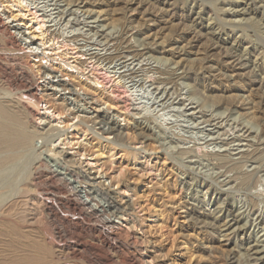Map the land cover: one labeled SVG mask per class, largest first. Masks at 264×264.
Returning a JSON list of instances; mask_svg holds the SVG:
<instances>
[{
  "label": "rangeland",
  "instance_id": "rangeland-1",
  "mask_svg": "<svg viewBox=\"0 0 264 264\" xmlns=\"http://www.w3.org/2000/svg\"><path fill=\"white\" fill-rule=\"evenodd\" d=\"M0 9L25 31L13 30L16 41L0 32V92L23 96L47 123L43 136L53 137L42 139L45 146L39 138L33 157L63 172L54 153L68 152L70 165L97 176L94 188L111 191L124 209L111 208L99 191L91 201L97 212H74L62 202L75 197L69 187L84 183L49 177L43 167L30 175L26 155L0 183L4 195L20 188L0 206V264L30 256L37 260L23 264H264V203L252 209L247 188L216 155L237 158L248 147L250 138L234 145L237 127L259 126L264 136V0H0ZM41 18L44 35L35 23ZM30 34L33 51H26ZM44 65L68 88L47 77ZM31 84L40 86L36 101ZM96 110L116 119L122 135L100 133L87 119ZM261 141L250 148H264ZM255 162L245 167L262 163L264 178V161ZM13 180L24 183L15 190ZM210 200L224 201L227 219L247 223L246 231L200 222Z\"/></svg>",
  "mask_w": 264,
  "mask_h": 264
},
{
  "label": "bare ground",
  "instance_id": "bare-ground-1",
  "mask_svg": "<svg viewBox=\"0 0 264 264\" xmlns=\"http://www.w3.org/2000/svg\"><path fill=\"white\" fill-rule=\"evenodd\" d=\"M9 1V0H8ZM17 1V0H15ZM19 4H20V1H18ZM77 2V1H76ZM79 2V0H78ZM82 2V1H81ZM72 4V3H70ZM77 6V4H75ZM24 7V6H22ZM21 8V7H20ZM72 8V7H71ZM80 8V7H79ZM78 8V9H79ZM87 8V7H86ZM68 10V9H67ZM1 11H3V9H0V32L4 33L7 38L11 41H16V36H15V32L16 33H21L23 34V28L21 27V25L19 24H13L11 22H8V21H5L3 18H2V14H1ZM76 11H77V8H76ZM27 12H29L27 10ZM31 12V11H30ZM45 12V11H44ZM67 12V11H66ZM106 12V11H105ZM32 15L33 13H35V11L31 12ZM4 15V14H3ZM25 15V14H24ZM106 15V14H105ZM103 16V15H102ZM35 17V16H34ZM39 17V15H38ZM105 17V16H104ZM37 18V17H36ZM52 18V17H51ZM38 19V18H37ZM20 23V22H19ZM36 28H38V30H40L41 33H39L40 35H44L45 31L44 30H47L46 26H45V23H44V20L39 19L37 20L36 22ZM111 24V23H110ZM113 24V22H112ZM25 26V25H24ZM108 26V25H107ZM111 26V25H110ZM74 27V26H73ZM109 27V26H108ZM22 28V29H21ZM53 28V27H52ZM15 32H14V31ZM76 30V29H75ZM111 30V29H110ZM73 31V30H72ZM78 31V30H77ZM79 32V31H78ZM30 33H33L30 32ZM70 33V32H69ZM27 34V32H26ZM35 34V33H34ZM47 34V33H46ZM101 34V33H100ZM31 35V34H30ZM38 35V33H37ZM124 35V34H123ZM22 36V35H21ZM27 37L29 39H27ZM45 38V36L42 37L41 39V42H44L43 39ZM48 39V38H47ZM64 39V38H63ZM62 39V40H63ZM49 40V39H48ZM88 40V39H87ZM26 41H27V47H29L28 49H26V51H33L32 47H30L31 45L34 44L35 42V37L34 35L32 34L31 36H26ZM47 41V40H46ZM45 41V42H46ZM44 42V43H45ZM48 42V41H47ZM19 43V42H18ZM17 43V44H18ZM101 43V42H100ZM15 44V43H14ZM106 44V43H105ZM81 46V45H80ZM19 47V45H18ZM26 47V46H25ZM26 47V48H27ZM76 47V46H75ZM100 48V47H99ZM19 49L23 50L22 47H19ZM81 49V48H80ZM76 51V50H75ZM42 52V51H41ZM77 52V51H76ZM30 53V52H29ZM98 53V52H97ZM110 53V52H109ZM76 54V53H75ZM74 54V55H75ZM141 54H143V52H141ZM60 55V54H59ZM79 55V54H78ZM77 55V56H78ZM83 55V54H82ZM108 55V53H107ZM110 55V54H109ZM72 56V55H71ZM80 56V55H79ZM129 56V55H128ZM154 56V55H153ZM126 57V56H125ZM70 58V57H69ZM151 58V57H150ZM64 59V58H63ZM83 59V58H82ZM141 59V58H140ZM78 60V59H77ZM62 61V60H61ZM76 61V60H75ZM67 62V61H66ZM63 63V62H62ZM69 63V62H68ZM71 63V62H70ZM82 63V62H81ZM80 63V64H81ZM132 63V62H130ZM66 64V63H65ZM79 64V65H80ZM85 64V63H84ZM83 64V65H84ZM121 64V63H120ZM82 65V64H81ZM133 65V64H132ZM73 66V64H72ZM76 66V65H75ZM121 66V65H120ZM252 66V65H251ZM45 70H43V72H47L46 74L48 75L47 77H51L54 78L55 80V84H58L59 86L61 85L62 87L64 88H68L67 84L66 83H61L60 81L61 80H58L57 75L54 74V75H51L52 72L49 71L50 69H48L47 67H45V65L43 66ZM74 67V66H73ZM85 67V66H84ZM92 67V66H91ZM117 67V66H116ZM72 68V67H71ZM79 68V67H78ZM108 69V68H107ZM81 70V69H80ZM85 70V68H83V71ZM110 70V69H109ZM118 70V69H117ZM82 71V70H81ZM251 71V70H250ZM116 72V71H115ZM114 72V73H115ZM254 72V71H253ZM44 73V74H45ZM100 73V72H99ZM113 73V76L114 75ZM121 73V72H120ZM45 74V76H46ZM107 74V73H106ZM109 75V74H108ZM29 77V76H28ZM33 77V76H32ZM88 77V76H87ZM62 78V77H61ZM169 78V77H168ZM95 79V78H94ZM115 79V82L119 84V80H120V76H115L114 77ZM176 79V78H175ZM95 81H97L95 79ZM31 82V81H30ZM35 82V81H34ZM114 82V81H113ZM22 83V82H21ZM54 83V82H53ZM51 83V84H53ZM97 85H101L99 84V82H95ZM29 84V83H28ZM36 84H31L30 86V92L32 90L33 91V95L31 98H33V100H38L37 95L34 94V92H37L39 89H40V86H38V84L35 86ZM95 85V84H94ZM151 85V84H150ZM8 86V85H7ZM28 86V85H27ZM51 86V85H50ZM15 87V86H14ZM20 87V86H19ZM8 88V87H7ZM1 89H3L1 87ZM24 89V88H23ZM26 89V87H25ZM6 90V89H5ZM8 90V89H7ZM11 90V89H10ZM9 90V91H10ZM22 90V89H20ZM20 90L18 92H20ZM27 90V89H26ZM74 90V89H73ZM4 91V89H3ZM13 91V90H12ZM12 91L10 92H0V183L4 180L5 182L8 181L10 178H11V175L10 173H12L13 171L19 169L20 165H21V162L24 158V156L28 155L29 157L32 155V157H30V159L28 160H31V161H28V167L26 165V168L24 169V172L25 171H28L29 169V173L30 175L35 173L37 169H39L40 167H43L45 173L47 174V176L49 177H55L57 179H61V178H64L66 179V177L69 175V179H67L66 181L69 180V183H79V184H82L84 183L83 187H80L78 188L77 185H74L72 187H69L71 188V192L73 191V193L75 194V197L76 199H72V198H67L64 202V204L67 205L68 208H70L71 210H73L74 212L75 211H81V208L82 207H89V209L93 210L94 212L99 209L98 207H96V205H94L93 203L91 204V201L94 200V198H96V194L100 191V192H103V194L106 196V200H107V203L110 205L111 208H116V209H123L122 207V203L119 201H117L113 195V193L111 191H109L108 189H102V190H99V189H95L94 186L97 184V176H94L92 175L91 173L88 175L87 173H85L84 171L82 172L78 167L75 168L73 167L72 165H70V163L72 161H74L72 159V157H70L69 153L66 152V151H61L58 155V153H54V155H56L57 157L60 156L63 160V162L66 164L65 168H63V172L60 171V169H56L54 168L53 166H51L47 160L45 159H42L41 156L39 157L38 155H36L35 157H33V154L35 153V151L38 149L37 148V145H36V141L37 140H40L39 138H41V141H40V144L43 143V142H46L44 141L45 139H51L53 137H51L52 133L50 134H46L43 136L44 133L47 132V129L42 126L43 124L42 123H46L45 120L38 117L37 114H38V110H35L34 108H29L28 106H26L25 104L22 103V98L23 96L19 95V94H15V93H11ZM15 91V90H14ZM13 91V92H14ZM17 91V90H16ZM64 92V91H63ZM73 92V91H72ZM11 93V94H10ZM46 96H49V98L51 96H53V94L51 92H48L46 89L44 90L43 92ZM22 94V93H20ZM24 95V93H23ZM28 95V94H27ZM26 97H29L27 96ZM85 97V96H84ZM25 99V98H24ZM28 99V98H26ZM40 99V98H39ZM83 99V98H82ZM88 99V98H87ZM30 100V98L28 99ZM54 100V99H53ZM63 100V99H62ZM61 100V101H62ZM66 100V99H65ZM25 102V101H24ZM33 102V101H32ZM40 102V101H39ZM31 101L27 104H30ZM37 103V102H36ZM35 103V104H36ZM32 104V103H31ZM39 105V104H38ZM214 105V104H213ZM31 106V105H30ZM35 106V105H34ZM147 107V106H146ZM71 108V107H70ZM69 108V109H70ZM44 114V113H43ZM74 116H76L77 114L76 113H72ZM39 115V114H38ZM114 115V114H113ZM40 116V115H39ZM73 116V117H74ZM79 116V115H77ZM156 117V116H155ZM240 117V116H239ZM40 118V119H39ZM81 118V117H80ZM39 119V121H38ZM89 121L92 122L93 125H95V127H97L98 131L100 133H106V134H111L112 137L115 139L119 136L122 135L123 133V130H122V127L118 125L116 119H113V117L106 111H99V110H96L95 114L93 116H90L87 118ZM234 119V118H233ZM237 119V118H236ZM88 120L86 119H80L79 121H81V123L83 122H87ZM247 120V119H245ZM249 120V118H248ZM247 120V121H248ZM235 121V120H234ZM250 121V120H249ZM252 122V121H251ZM50 123V122H49ZM84 123V124H85ZM246 123V121H245ZM250 123V122H248ZM47 124V123H46ZM97 125V126H96ZM232 125V124H231ZM47 126V125H46ZM140 127V126H139ZM236 127V126H235ZM49 129L48 130H55L56 133L60 131V129L58 130L57 127H54L53 125H50L48 127ZM209 128V127H208ZM237 134L235 135L234 134V137H236L234 139V141H237L238 140V143H235L234 145H238L240 143L241 140H244L245 138H250V140L252 139V141L250 143H248V147L247 148H244L247 146V144L244 145V147L242 148V150H239V152L237 153L238 157L237 158H234L232 156H230L228 153H216V155L218 157H220V160L223 159L224 160V164L227 165V167L229 168L230 171H233V173L235 174V180H236V183H238L241 187H246L247 190L245 191V193L247 192V194L245 195L247 198V202L249 203V205L252 207V209H257L259 208L257 206V200L258 199H262L261 202L264 203V188L259 189L257 186L258 185H262V183L264 181H262V179L264 180V178H260L259 175H258V167L259 166H263L262 163L261 165H259L257 168L255 169H248L246 168V163L247 162H252L254 163V161L257 162L256 165H258V163L260 161H264V148L262 147L261 149L257 146V147H252V144L254 146V144H258L257 141H261V139H263L262 144L264 145V136H260V130L258 129L259 126H255L254 130L252 127H246V126H240V127H237ZM141 129V128H140ZM144 131V130H143ZM147 131V130H146ZM145 131V132H146ZM229 131V130H228ZM235 131V130H234ZM227 132V131H226ZM255 133L254 135L251 134V133ZM57 133V134H58ZM148 133V132H147ZM50 135V136H49ZM253 135V136H252ZM49 136V137H48ZM102 136V135H101ZM252 136V137H251ZM233 138V137H232ZM44 139V140H42ZM48 140V141H49ZM52 140V139H51ZM50 140V141H51ZM43 141V142H42ZM233 141V140H232ZM259 142V143H261ZM39 144V145H40ZM41 145H44V144H41ZM47 145V144H45ZM44 145V146H45ZM233 145V144H232ZM43 147V146H42ZM238 149H241V147H237V150ZM59 151V149H58ZM42 153V152H41ZM40 153V154H41ZM73 156V155H72ZM235 156V155H234ZM56 157V158H57ZM61 158L60 159V162H61ZM49 161V160H48ZM42 162L45 163L44 166H41ZM255 162V163H256ZM25 163V162H24ZM63 164V163H62ZM250 164V163H249ZM248 164V165H249ZM61 165V164H60ZM68 165H70L68 167ZM58 166V165H57ZM255 166V164H254ZM61 167V166H59ZM260 168V167H259ZM22 169V168H21ZM19 172V171H18ZM23 171L20 172V174L22 173V175H24ZM260 173V172H259ZM18 174V173H17ZM37 173H35L36 175ZM19 175V174H18ZM21 175V177H22ZM34 175V176H35ZM27 176V175H26ZM20 177V175H19ZM18 177V179H19ZM31 177V176H30ZM24 179V177H22ZM48 178V177H47ZM14 179V178H13ZM16 179V178H15ZM53 179V178H52ZM20 180V179H19ZM32 180V179H31ZM14 181V184H16V180H13ZM21 181V180H20ZM18 181L20 184L24 183V182H20ZM27 181V180H26ZM52 181V180H51ZM17 183V184H19ZM57 183V182H56ZM89 183V186L87 185ZM3 184V182H2ZM13 182L12 183H7V185L5 187H9V188H12L13 187ZM16 184V185H17ZM35 185V184H34ZM68 185V184H67ZM1 186V184H0ZM264 186V184H263ZM97 187V186H96ZM19 188L18 185L16 186L15 190ZM68 188V187H67ZM98 188V187H97ZM101 188V187H100ZM253 188V190H252ZM22 189V188H21ZM19 189H17L14 193L10 196V194H6L4 195L3 193L1 194L0 193V206L2 205H6L8 202H10L12 199H15L19 196ZM70 190V189H69ZM3 191V190H2ZM10 191V190H9ZM23 191V190H22ZM25 193H26V189L24 190ZM23 191V192H24ZM5 192V191H3ZM8 192V191H7ZM9 193V192H8ZM24 193V195H25ZM72 194V195H74ZM102 194V193H101ZM63 198V197H62ZM117 198V197H116ZM217 199V198H216ZM47 200V199H46ZM219 200V199H218ZM217 200V201H218ZM216 201V200H215ZM213 200H210L208 201V204H207V208L208 209H205V212H204V215L206 216L205 219H201L199 218L200 216L197 214L196 216L198 217V219H200V222H203L205 223L206 225H208L209 227H211L212 229H214L215 231H219V232H223L224 230H227L229 228H231V230H234L237 232L238 230L240 231V229H242V231L244 230V232L246 231V224H240V219L238 218H235L234 216L230 219H227L228 216L230 215L229 213L232 212V210L230 208H228L226 205H224V201L221 203V202H215ZM260 201V200H259ZM52 202V201H50ZM60 202V201H59ZM6 203V204H5ZM124 203V202H123ZM247 203V204H248ZM122 204V205H121ZM44 205V204H43ZM98 205V204H97ZM107 206V205H106ZM59 207V206H58ZM240 207V206H239ZM241 208V207H240ZM46 209L48 211V213H50L51 215L55 216L57 214V211L53 208H51L49 205L46 206ZM69 210V209H68ZM102 210V208H101ZM111 210V209H110ZM124 210V209H123ZM79 211V212H80ZM86 211V210H85ZM92 211V212H93ZM98 211V210H97ZM96 211V212H97ZM238 211V210H237ZM235 211V212H237ZM241 211V210H240ZM258 211V209H257ZM114 212V211H113ZM125 212V211H124ZM193 212V211H192ZM120 213V212H119ZM195 213V212H194ZM257 213V212H256ZM255 213V214H256ZM259 213V212H258ZM192 214V213H190ZM196 214V213H195ZM249 214V213H248ZM80 215V214H79ZM232 215V213H231ZM235 215V214H233ZM240 215V214H239ZM261 215V214H259ZM236 216V215H235ZM264 217V216H263ZM262 217V218H263ZM69 218V217H68ZM111 218V217H110ZM196 218V217H195ZM246 218V217H245ZM259 218V217H258ZM257 218V220H258ZM261 218V217H260ZM259 218V220H260ZM60 219V218H59ZM223 219V220H222ZM249 219V218H248ZM246 219H244L245 221ZM263 222H264V219H262ZM72 221V220H71ZM256 221V220H255ZM261 221V220H260ZM105 222H110L109 219H106ZM247 222V221H246ZM262 222V223H263ZM261 223V222H260ZM261 223V224H262ZM107 224V223H106ZM204 224V225H205ZM263 226V224H262ZM101 229V228H100ZM104 230V229H103ZM264 230V228H263ZM262 230V233L264 232ZM261 231V230H260ZM18 232V231H17ZM213 232V231H212ZM243 232V233H244ZM248 232V231H247ZM259 232V231H258ZM255 234V233H254ZM256 236V235H254ZM258 239L255 238V243ZM254 241V240H253ZM23 242V241H22ZM263 242V240H262ZM264 246V243L262 244ZM252 246V245H251ZM257 246V245H256ZM261 246V244H260ZM258 247V246H257ZM34 249V248H33ZM40 249V248H39ZM249 247L245 249V254L247 252H249ZM257 249V248H256ZM259 249V248H258ZM26 250V249H25ZM255 250V248H254ZM263 250V249H262ZM28 251V250H27ZM258 252V251H257ZM256 253V252H255ZM262 253V252H261ZM247 257H250L252 256L251 254L247 253ZM244 256V255H243ZM18 257V256H17ZM246 257V256H245ZM253 258V257H252ZM261 258V257H260ZM264 258V257H262ZM30 260H37V257L36 256H30L29 258H21L19 260H15V262H11L12 264H23V262L25 261H30ZM245 260V259H244ZM249 260V259H248ZM254 260H257L254 259ZM260 260V259H259ZM264 260V259H263ZM262 260V261H263ZM250 262V261H249ZM248 262V264H249ZM259 262V261H258ZM253 264V262L251 263ZM255 264V263H254Z\"/></svg>",
  "mask_w": 264,
  "mask_h": 264
}]
</instances>
